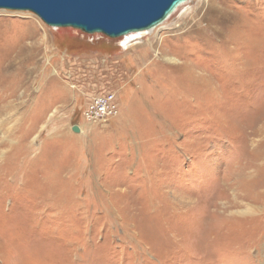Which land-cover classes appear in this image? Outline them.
<instances>
[{
    "label": "rangeland",
    "instance_id": "obj_1",
    "mask_svg": "<svg viewBox=\"0 0 264 264\" xmlns=\"http://www.w3.org/2000/svg\"><path fill=\"white\" fill-rule=\"evenodd\" d=\"M0 74V264H264V0L127 49L0 9Z\"/></svg>",
    "mask_w": 264,
    "mask_h": 264
},
{
    "label": "water",
    "instance_id": "obj_2",
    "mask_svg": "<svg viewBox=\"0 0 264 264\" xmlns=\"http://www.w3.org/2000/svg\"><path fill=\"white\" fill-rule=\"evenodd\" d=\"M189 0H0V9L28 11L44 24L116 39L152 29ZM72 131L79 133V127Z\"/></svg>",
    "mask_w": 264,
    "mask_h": 264
},
{
    "label": "built area",
    "instance_id": "obj_3",
    "mask_svg": "<svg viewBox=\"0 0 264 264\" xmlns=\"http://www.w3.org/2000/svg\"><path fill=\"white\" fill-rule=\"evenodd\" d=\"M118 112V102L114 94H100L92 97L83 114L88 123L113 117Z\"/></svg>",
    "mask_w": 264,
    "mask_h": 264
},
{
    "label": "bare ground",
    "instance_id": "obj_4",
    "mask_svg": "<svg viewBox=\"0 0 264 264\" xmlns=\"http://www.w3.org/2000/svg\"><path fill=\"white\" fill-rule=\"evenodd\" d=\"M190 1L191 0H189V1L181 4L179 7L185 5L186 3L190 2ZM177 9L175 11H177ZM173 13L163 23H161L160 25H158V26H156V27H154L152 29L143 30V31H140V32L131 33V34H127L125 36L119 37L120 39H122V46H125V48L127 49L131 45H133V44H139V43H141V41H142L143 38H147L148 36H152V34L154 33V31L156 29H158L161 26H164L165 25V22L168 21V19L173 15ZM5 77H6L5 74H0V83H2L5 80ZM79 132H81L80 127H79Z\"/></svg>",
    "mask_w": 264,
    "mask_h": 264
}]
</instances>
